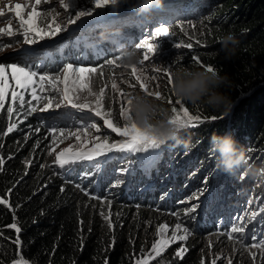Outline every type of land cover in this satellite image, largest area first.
Segmentation results:
<instances>
[{"label": "trees", "instance_id": "obj_1", "mask_svg": "<svg viewBox=\"0 0 264 264\" xmlns=\"http://www.w3.org/2000/svg\"><path fill=\"white\" fill-rule=\"evenodd\" d=\"M162 2V8L148 14H138L134 7L126 11L127 7L134 4V0L117 6L124 14L122 18L112 22L102 19L88 30L84 38L81 35L63 42L62 46L67 45L63 48L64 57L67 61H82L87 66L95 67L104 63L109 53L137 49V43L142 38H149L152 25L167 23L169 31L174 33L172 37L178 43H184L186 37L201 41L193 52L199 57L200 64L181 60L184 54L180 53L171 59L172 70L184 62L183 67L213 66L222 75L226 73L231 80V87L222 90L231 97L233 106L224 115L223 110L182 101L194 115L222 119L182 129L183 143L177 145L172 141L166 142L158 150L154 166L147 172L138 159L141 154L117 153L99 171L84 166L64 174L63 170L49 161L45 149L50 136L46 129L41 128L39 133L25 141L29 125L34 129L47 120L42 121L40 116L33 114L18 130L3 135L10 121L2 113L0 158L4 159V164L0 165V199H6L8 204H0V264H13L16 260L26 261L27 264H134L146 243L147 222L154 220L157 214L171 217L169 214L180 213L179 221L195 232L204 226L209 231L218 230L220 226L217 225L216 216L219 214L221 218L225 217L222 223L228 226V211L216 212L222 205L221 194L213 209L209 205L205 214L200 211L187 213L186 209L190 207H183L188 202L181 200V197L189 199L197 194L201 201L203 194L200 195L196 189L205 181L209 187V199H213L215 190L221 187L229 194H234L238 189V194L246 192L240 170L249 161L244 175L249 172L247 178L251 184L255 169L263 164L264 0ZM190 23L195 27L191 28ZM181 25L183 32L180 31ZM105 26L114 27L117 31H106L103 28ZM229 31L236 34L239 43L236 55L226 60L219 37ZM101 32L106 37L103 41L100 39ZM53 54L55 59L58 58L56 61L61 59L58 50ZM170 54L171 51H167L160 57L164 59ZM30 63H40V60L32 59ZM56 66L47 61L37 70L50 72ZM162 97V100L150 98L165 107H179L175 105L177 99L172 87L164 91ZM168 100L172 101L171 105ZM20 118L23 119V116ZM58 124L62 127L65 125L59 121ZM214 133L231 134L243 149L246 162L234 174L226 173L219 165L218 154L213 151L210 143ZM45 136H49V139L43 140L33 152L37 139ZM30 159L34 162L28 164ZM42 165L51 167L42 168ZM126 169L130 171L125 173L123 170ZM117 181H121L119 186L113 187ZM75 185L88 189L91 195L101 200H111V208L106 203L102 208L98 200L90 199ZM62 186L65 188L63 193L60 191ZM259 189L260 193L263 192V186ZM190 192L191 197L188 196ZM255 194L256 191L252 193L248 209L254 205V210L258 211V205L253 202ZM203 201L211 200L205 198ZM101 211L105 215L110 213L111 227ZM13 223L20 228L19 233L8 227ZM233 223L234 220L229 228ZM257 224L262 226L259 220L254 221L253 226ZM221 229L228 230L224 226ZM17 238L19 244L16 243ZM198 257L193 249L189 255L170 264H199Z\"/></svg>", "mask_w": 264, "mask_h": 264}, {"label": "snow or ice", "instance_id": "obj_2", "mask_svg": "<svg viewBox=\"0 0 264 264\" xmlns=\"http://www.w3.org/2000/svg\"><path fill=\"white\" fill-rule=\"evenodd\" d=\"M51 0H27L26 3H9L0 7V23L6 21L5 27H0V38H12L11 43H4L0 39V51L11 48L13 44H20L21 40L17 37H22L24 45H39L41 48H46L47 45H40L41 41L51 40L59 33L69 30V26H74L73 31H83L89 23L82 18L94 17L97 10L101 13L104 10L109 12L114 11L115 8L123 3L125 0H89L93 7L85 10H80L77 7V0H58L60 8L63 9L64 15L56 10L55 7L45 11L40 10L41 5L50 4ZM7 8V11L5 10ZM27 9V11H26ZM74 11V15H73ZM13 16L15 18L16 27L13 26ZM102 14H97L96 19H102ZM45 21H48L45 23ZM79 22V24H78ZM193 28L195 26H192ZM180 31L183 32V26H180ZM155 35L157 37L174 35L169 31L168 27L157 26L155 28ZM79 41H77L78 45ZM200 40H195V44L199 45ZM91 46V45H90ZM67 45L61 46L60 54L63 58V48ZM137 49H143V57L137 64L127 65L123 63L122 52L115 55L114 58L107 59L104 63L98 66H84L82 61H77V64L66 63L63 68L56 73L40 72V68L45 62L51 61L55 63V55L51 51L41 52L33 48H24L23 50V63H0V113L6 114L7 119L10 121L7 124L6 131L3 135H7L18 130L19 126L23 124L34 113H50L47 122H42L34 129L29 125V132L25 135V141L30 139L36 133L41 131V128L46 129L50 136V142L46 146L48 155H54L53 164L63 170L64 174H70L77 166H91L99 171L103 164L109 162L117 153L120 154H141L138 159L144 170L150 171L154 166V162L159 155L162 146L166 142L161 141L150 130V128H140L131 119V104L133 99L129 97L131 94L120 91L121 106L119 109V116L125 121L123 126H118V122H114L113 112L111 109L106 110L105 106V88H101L99 92L93 91L90 87L91 77L95 74L104 75L105 69H131L130 79H134L135 83L130 84L129 87L136 88L137 86L145 93L146 96H153L156 99L162 100V94L159 91H149L148 80L149 78L144 75L147 70L145 68L146 62H151L150 54L155 53L156 45L147 40L142 44H138ZM176 47L192 48L193 43H178ZM33 57L40 60V63H30ZM194 61L200 64L199 57H194ZM203 66V65H201ZM206 70H215L213 66H204ZM153 75L152 81H156L157 74L166 77L167 83L172 84V72L168 68H155L150 69ZM9 76L11 77L12 84L9 83ZM117 77H111V89L117 92L118 85L116 83ZM26 94L27 97L26 98ZM92 99H89V98ZM171 105L172 101L168 100ZM175 105L171 110L173 113L172 123L176 124L180 129H187L189 127L195 128L205 123L206 121H216L222 117H202L199 114H192L190 110L183 104L182 101L176 100ZM55 110H62L58 113ZM21 115L23 119H21ZM97 118L102 120L103 126L106 130H111V133L122 139L111 140L108 136L101 139L99 135L101 126L98 124ZM43 121L44 118L42 117ZM70 124L71 127H60L57 122ZM72 127L75 130H72ZM95 130L97 135L93 136L90 140L87 138L90 135V130ZM49 136L43 139H37L33 147V152L39 148L43 140H48ZM74 138L77 142L75 145H69L59 151L56 150L57 140ZM11 157H9L10 159ZM31 159L27 161L28 164L33 163ZM86 162V163H85ZM4 164V159L0 158V165ZM43 167H51V165H42ZM125 173L130 169L123 170ZM27 174V173H26ZM87 175L85 176V179ZM245 176H241L243 180ZM206 183V181H205ZM120 182H117L113 187H118ZM85 195H89L90 199H96L103 205L106 203L111 208L112 201L105 198L101 200L99 197L91 195L88 189L75 185ZM61 193L65 191L62 186ZM205 189H200L199 194L202 195ZM190 199H199L197 194H194ZM260 199L259 197L257 198ZM188 202V201H185ZM184 203V202H182ZM251 203V202H250ZM0 204H8L6 199H0ZM197 205H192L186 209L187 213H194ZM105 221H108L111 227L109 215H105L101 211ZM173 216H179L180 213H172ZM261 217V223H264V202L259 205L258 211L251 210L245 212L237 218V222L233 223L230 230L224 233L230 241L239 243L241 247L246 248L253 259L256 260L257 254L264 262V240L257 241V236L251 237L252 244H245V234L248 223L257 220ZM119 219V217H117ZM8 227L14 228L17 233L21 230L15 223ZM168 229L167 224L159 225L157 229V236L151 248L145 252L141 250L140 256L135 260V264H152L153 261L162 257L167 248L176 241H183L188 238L189 229L183 227L181 223H177L172 230L171 236H166L165 233ZM183 231V235H178L179 231ZM16 243L19 244V238ZM255 249L257 251H252ZM185 250H177L175 255L182 258ZM216 257L211 261V264H217ZM13 264H27L26 261L16 260ZM231 264V260L228 261Z\"/></svg>", "mask_w": 264, "mask_h": 264}, {"label": "rangeland", "instance_id": "obj_3", "mask_svg": "<svg viewBox=\"0 0 264 264\" xmlns=\"http://www.w3.org/2000/svg\"><path fill=\"white\" fill-rule=\"evenodd\" d=\"M26 2H27V0H11L12 5H14L15 3H22L23 4ZM8 3H9V0H0V7H3L5 5H7ZM53 7H55L56 10L61 13V17L58 18V20H60L64 15V11L62 8H60V6L58 4V0H51L50 4L41 5L40 10L45 11V10L53 8ZM77 7L80 10H85L87 8L93 7V5L89 3V0H77ZM132 7H133V5L131 7H127L126 11H129ZM5 10L7 11V8H5ZM26 11H27V9H26ZM97 14H101V13L97 12L96 14H94V17L82 18L83 20H86L89 22L83 31H73L72 28L74 26H69L68 31L59 33L55 38H52L51 40H47V41H41L40 45H47L46 48H41L39 45H31V46L24 45L22 43V37H17L18 39L21 40V43L20 44H13V46L11 48L4 49L3 51H0V63H5V64L21 63L22 59H23L24 48H33V49H37L38 51H41V52L51 51L53 53H54V51L58 50V54L60 55V58L62 60L60 59L59 61H56V60H58V58L55 59V61H56L55 64L57 66H56V68L51 69L50 72H52V73L58 72L60 69L63 68V65L66 63H73L74 65L77 64V62H74V61H67V59L64 57V54H63V58H62L60 51H59V48L62 46L63 42H65L70 37L76 38V37L86 33L88 31L89 25H92L98 21V20H95ZM73 15H74V11H73ZM47 22L48 21H45V23H47ZM78 24H79V22H78ZM5 26H6V21L3 23H0V27H5ZM13 26H14V28L16 27V22H15L14 16H13ZM157 26L158 25L154 24L150 27V33H149L150 37L148 39H149V42L154 43L156 45V51H155V53L150 54L151 62H146L145 68L147 70L144 72V75L149 78V80H148L149 91H159L163 96L164 91H167L169 88H171L172 84L171 85L168 84L166 77L159 75V74H157L156 81H152L151 76L153 75V73L151 71H148V70L155 69V68H161V69L168 68L171 70V72H173V70H172V64L173 63H172L171 59L174 58V56L176 57L178 55H181L180 53H183L184 56L182 57L181 60H185L188 62L194 61L193 58L196 57V55H194L193 52L195 51L196 48L199 47V45H196L195 40H193L192 38L186 37L184 43L191 42V43H193V47L192 48L176 47V44H178V42L172 37V35L162 36V37H157L155 35V28ZM192 26H193V24L190 23L191 28H193ZM164 27H166V26H164ZM0 39H2L4 43H11L12 42V38H9V37H4V38H0ZM138 44H142V43L140 42ZM181 50H183V52H180ZM167 51H171V54L169 56H166L164 59L160 58V55H162L163 53H165ZM119 53L120 52L111 53L110 56L108 57V59L114 58V56L118 55ZM137 53H138L139 59L141 60L143 57V49L142 48L137 49ZM33 59H36V57H33ZM73 59H76V58H73ZM181 60H180V62H182ZM182 64L180 63L179 66H182ZM84 66H87V65L84 64ZM112 76L117 77L116 83L118 85L119 90L115 93L111 89V82H112L111 77ZM130 76H131V69L130 68L129 69H115V70L105 69L103 76H101L99 74H95L91 77V81H90V87L95 92H99V90L101 88H105L106 110H108V109L112 110L114 122H118V126H121V127L123 126L125 121L122 117L119 116V109L121 106V99H122L120 97L119 92L123 91V92H127V93L131 94L129 97H125L123 99L132 98L136 95H145V93L138 86L136 88L129 87L130 84L135 83L134 79H130ZM9 83L10 84L13 83L11 81L10 76H9ZM149 97H153V96H149ZM26 98H28L27 94H26ZM89 99H92V98L90 97ZM60 111H62V110H55L56 113H58ZM50 113H51V110H50ZM50 113H34V115H38L41 118L43 117L44 120H48V118L50 117ZM1 114L2 113H0V115ZM96 122L98 124H100V126H101V131L99 133V135L101 136V139H103L104 136L110 137L111 138L110 141L115 140V139H122L121 137L116 136V134L111 133L110 129L106 130L103 126L102 120H99V118H97ZM60 127H62V126H60ZM64 127L68 128V127H71V125L65 123ZM72 130H75V128L72 127ZM97 134L98 133H96L94 129L90 130V135L87 138L90 140L93 136H95ZM60 139L61 138H58V140H57V145H56L57 151H59L60 149H62L64 147H68L69 145H75L77 143L74 138H69V139L63 140L62 143L60 142ZM48 158H49V161L51 162V164L54 165L53 164L54 155H49ZM247 164H249V161L246 162V167H247ZM263 165H264V160H263V164L259 165L258 168L263 167ZM82 167H84V166H77V167H75L74 171L76 169L82 168ZM246 167L244 166L243 169L240 170V176L241 175L245 176V178L242 180V183H243V188L245 189L246 192L238 194L237 193V192H239V189H238L237 192L235 190L234 194H229L223 187H221V188H218L215 190L214 198L209 199L212 201L208 203V202L203 201L205 198L208 200V196H209V187L204 182V184H201V186H200V189L201 188L205 189V191L203 192V196L201 198V201H200V198L196 201H193V200L189 201V199L185 198L186 196L181 197V200L188 201V204H184L183 207H186V206L191 207L192 205H197L195 211H200V212L205 214L209 205H211V207L213 209L214 204L218 201L219 196L221 194L222 205H221L220 209L217 210L216 212L228 211V214H230V221L228 222V226L222 223V221L225 220V217H223L222 221H218L217 225L220 226L218 228V230L209 231L204 226L202 230H198L195 232V231H193V229L191 227H187L186 225L181 223L179 221V216H173L172 214H169L172 218L167 217L164 214H157L156 218L154 220H152L151 222L150 221L147 222V231H146L147 238H146V243L143 245V250L145 252H147L151 248L152 243L159 238L157 236V229H158L159 225H161V224H167L168 225V229L165 233L166 236H171L172 230L175 228V225L177 223H181L183 227H187L189 229L188 238L186 240L176 241L175 243L171 244L167 248V250L165 251L163 256L158 258L157 260L153 261L152 264H170L171 262H173L175 260L182 259V258H184V256L189 255L193 251V249L196 250V253L199 256L198 257L199 258V264H211V261L213 259H215L216 257H220V259L217 260V264H228L229 260H231V264H243L244 261H246V264H264V262H262V258L259 256V253L257 254L256 260L253 261L250 252L246 248L241 247L239 243H234L233 241H230L227 238V236L224 234L230 230L229 227L234 220L233 218H235V220L237 222V216L238 215L240 217L249 209H251V210L255 209L254 205L248 209V207H249L248 204L251 202L252 193L254 191H256L255 197L253 198V200H255V201H253L254 204H257L258 208H259V205L262 202H264V177L255 175L251 184H250V181L247 178L249 172H248V174L244 175ZM117 178H119V177H117ZM111 182H113V180ZM117 182H121V181H117ZM117 182H114L113 184H116ZM121 185H123V184H121ZM260 186H263V192H261V193L259 192ZM191 194L192 193L190 192L188 196L191 197ZM258 197L260 198L259 200L257 199ZM259 201H260V203H259ZM165 214H167V213H165ZM257 220L261 221V217H257ZM257 220H255V221H257ZM253 223H254V221L249 222L248 227L246 229V233H248V235H247L244 242L246 245H249V246L253 242L251 239V237L253 235L257 236V241L264 240V223H262V226H261V224H260V226L257 224L255 227L253 226ZM207 226H209V225H207ZM221 226L228 228V230L225 231V229H221ZM177 234L183 235L184 233L181 230ZM177 250H185L182 258L177 257L175 255ZM252 251H257V250L252 249ZM138 257L139 256H137L135 258V260ZM134 264H135V262H134Z\"/></svg>", "mask_w": 264, "mask_h": 264}, {"label": "clouds", "instance_id": "obj_4", "mask_svg": "<svg viewBox=\"0 0 264 264\" xmlns=\"http://www.w3.org/2000/svg\"><path fill=\"white\" fill-rule=\"evenodd\" d=\"M125 3H128V0H125ZM133 7L138 14H148L154 9L162 8L163 2L162 0H134ZM97 12L99 13L100 10H97ZM101 14L103 16L102 19L110 22L117 21L124 15L123 12L119 11L117 8L111 12L104 10ZM102 19L95 20L100 21ZM97 22L89 25L88 30L94 27ZM160 24L161 23L157 25L159 26ZM162 25L168 27L167 23H162L160 26ZM103 28L109 32L117 31L114 27L105 26ZM86 33L83 34V38ZM74 38L75 37H70L69 39ZM100 39L101 41L106 39L103 32L100 33ZM143 41L145 40L142 38L138 43H143ZM219 43L221 44V51L224 52V58L226 60H231L237 53V46L239 43L236 34L231 31L223 34L219 37ZM118 52L121 53L122 51H117L115 53ZM166 53L167 52L163 54ZM110 54L111 53L107 54L104 59H108ZM163 54L160 56L162 57ZM122 56L123 63L129 66L137 64L140 60L137 49H125L122 52ZM230 87L231 80L229 76L226 73L222 75L219 70L208 71L205 68L179 66L172 72V91L177 100L191 105L206 106L213 110H223L224 115L228 114V111L233 106V101L227 92L222 89ZM131 119L140 128H150L151 132L161 141H172L177 145L183 143L181 138L182 129L171 122L173 119L171 108L158 104L155 99L149 96H135L131 104ZM210 143L213 151L218 154L220 167L226 173L234 174L235 170L242 163L246 162L243 149L238 146L237 141L231 134L226 133L221 135L214 133L210 138ZM254 174L264 177V167L255 169ZM238 217L239 215L237 218ZM234 221L236 222L235 219Z\"/></svg>", "mask_w": 264, "mask_h": 264}, {"label": "bare ground", "instance_id": "obj_5", "mask_svg": "<svg viewBox=\"0 0 264 264\" xmlns=\"http://www.w3.org/2000/svg\"><path fill=\"white\" fill-rule=\"evenodd\" d=\"M208 200H209V198H208ZM212 201V200H211ZM210 201V202H211ZM208 202V201H207ZM209 203V202H208ZM228 215H230V214H228ZM223 218V217H222ZM222 218H221V215L219 214V215H217L216 216V220H218V221H221L222 220Z\"/></svg>", "mask_w": 264, "mask_h": 264}, {"label": "flooded vegetation", "instance_id": "obj_6", "mask_svg": "<svg viewBox=\"0 0 264 264\" xmlns=\"http://www.w3.org/2000/svg\"><path fill=\"white\" fill-rule=\"evenodd\" d=\"M163 26V25H162ZM202 189V188H201ZM200 188L196 189V192H199Z\"/></svg>", "mask_w": 264, "mask_h": 264}]
</instances>
